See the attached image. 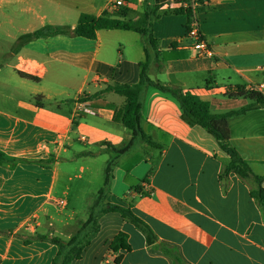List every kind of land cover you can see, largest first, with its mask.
Returning a JSON list of instances; mask_svg holds the SVG:
<instances>
[{
	"label": "crops",
	"instance_id": "1",
	"mask_svg": "<svg viewBox=\"0 0 264 264\" xmlns=\"http://www.w3.org/2000/svg\"><path fill=\"white\" fill-rule=\"evenodd\" d=\"M129 2L127 20L137 22L147 4ZM203 2L192 23L213 58L197 56L188 16L171 1L150 19L154 47L135 31L103 29L96 39L74 33L81 14L119 18L110 0H0V152L8 158L0 164V264H53L58 246L37 237L71 239L113 159L106 203L130 209L153 240L120 213H103L99 232L71 264H264V203L252 195L259 184L227 170L231 157L186 118L178 99L148 85L141 128L157 146L137 138L119 156L116 149L133 139L119 120L125 98L86 99L109 85L138 84L146 62L151 81L193 91L215 114L251 103L238 88L264 94V0ZM48 26L63 32L34 37ZM11 45L13 52L1 51ZM228 124L232 147L264 177V105ZM119 235L126 248L113 251Z\"/></svg>",
	"mask_w": 264,
	"mask_h": 264
},
{
	"label": "trees",
	"instance_id": "2",
	"mask_svg": "<svg viewBox=\"0 0 264 264\" xmlns=\"http://www.w3.org/2000/svg\"><path fill=\"white\" fill-rule=\"evenodd\" d=\"M147 4L146 11L142 19L136 21L127 20L128 10L121 11L119 18H114L107 13L101 16H94L90 14H81L79 22L74 30V33L78 36L88 39H96L97 33L100 30H126L135 31L145 36H148L150 43L155 47L156 41L153 39L150 33V19L157 20L159 16L157 11L159 5L165 2H173L180 6L176 13L186 14L188 16V31L190 24L196 19L197 14L205 11V4L203 0H199L202 6L193 8V2L191 0H155L157 5L153 6L152 10H149L150 0H144ZM186 5V6H185ZM152 19V21H154ZM63 32L60 27H46L34 34V37H46L56 35ZM149 59V57H148ZM149 61V60H148ZM148 62L142 64V71L140 75V81L136 85L127 84H114L109 85L104 90L94 96H90L86 99H94L100 97L105 92H114L125 98V105L119 114V120L123 125L133 131V139L130 143L122 149H116L117 155L126 153L133 145L134 140L137 138L143 139L150 145L157 146V144L151 142L141 128V122L143 119V92L148 85L155 86L163 92L170 93L181 103L184 110V114L187 119L193 120L199 126L210 131L219 141L222 149L231 157V163L227 167L228 171H237L242 178L253 177L259 184V188L252 192L254 198L264 203V177L255 176L249 167V165L242 159L238 151L230 144L231 133L229 129L228 121L231 117L237 115H243L247 112L257 109L264 105V94L259 89L253 88L252 90H246L245 88H238V96L251 100V103L238 109L229 111L222 114H215L211 110V105L203 101L193 91H183L180 88L161 82H153L147 76ZM34 80L37 78L30 77ZM35 101L38 106H43V98L41 96L36 97ZM114 149V148H113ZM117 156V157H118ZM8 162L7 156L0 152V164ZM116 165V159L109 162L104 172V179L100 188L92 193L88 199V204L84 215L78 218L71 230L72 237L69 241H63L59 238H54L49 235L38 236V239L48 240L51 243L58 246V254L53 261V264H71L74 260H78L82 257L83 250L90 244L91 240L99 232V218L103 213L118 212L124 218L131 219L134 223L142 228L147 233L150 241L152 239L149 228L137 218L130 209L123 208L118 205L106 203V199L109 195V185L111 182L114 166ZM118 248L125 249L126 241L123 235H119L111 245L113 251Z\"/></svg>",
	"mask_w": 264,
	"mask_h": 264
},
{
	"label": "built area",
	"instance_id": "3",
	"mask_svg": "<svg viewBox=\"0 0 264 264\" xmlns=\"http://www.w3.org/2000/svg\"><path fill=\"white\" fill-rule=\"evenodd\" d=\"M131 6L129 0H110V10L112 12L119 10L120 8H128ZM193 8L194 2H193ZM187 37L194 42V49L197 52V56L200 58H213L215 57L214 51L211 49L209 43L204 38L200 31V27L197 22H193L190 25Z\"/></svg>",
	"mask_w": 264,
	"mask_h": 264
},
{
	"label": "rangeland",
	"instance_id": "4",
	"mask_svg": "<svg viewBox=\"0 0 264 264\" xmlns=\"http://www.w3.org/2000/svg\"><path fill=\"white\" fill-rule=\"evenodd\" d=\"M130 1H132V0H130ZM192 2H193V0H191ZM133 3V2H132ZM154 5H152V3H149V10H152V8H155V7H153ZM124 10H126V8L124 7V8H120L119 10H118V12H121V11H124ZM152 19H153V17H152ZM151 19V20H152ZM154 20V19H153ZM14 49H16L15 47H14V45H11L10 46V49L8 50V48H3V49H1V51L2 52H5L6 50L8 51V52H13L14 51ZM7 53V52H6Z\"/></svg>",
	"mask_w": 264,
	"mask_h": 264
}]
</instances>
